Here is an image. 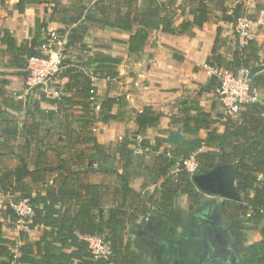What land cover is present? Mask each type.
Segmentation results:
<instances>
[{
  "label": "trees",
  "instance_id": "trees-1",
  "mask_svg": "<svg viewBox=\"0 0 264 264\" xmlns=\"http://www.w3.org/2000/svg\"><path fill=\"white\" fill-rule=\"evenodd\" d=\"M39 1L17 0L15 9L23 13L28 4ZM227 1L187 0L193 20L184 21L179 27L175 24L180 8L179 0H95L93 3L79 0L63 10V15L68 17H59L58 20L67 25L69 30L58 33L67 36L66 57L62 58L61 67L54 78L68 77L69 81L62 89L55 84L60 92L58 97L25 101L30 105L28 112L39 110L42 101L56 104L57 110L42 111L48 120H52L59 112H64L67 130L61 133L63 137L58 138L62 146L55 148L51 154L46 150H37L33 154L29 153V144L26 143V149L20 154L19 164L14 167L0 165V192L16 195L15 201L28 199L33 205L34 213L25 227L44 225L48 229L34 243L27 240L24 229L20 231L18 239H10L0 233V264L145 263L143 256L134 248L133 240L127 237L126 226L137 222L152 200L147 199L142 191L135 190L132 183L139 174L152 178L146 167L147 158L159 151L168 139L158 137L152 143L144 138L137 146V135H143L149 126L156 125L160 120L161 115L151 107L137 111V129L133 131L132 138L127 135L112 143L108 149L89 133L84 135L76 128L67 127L70 115L76 110L88 114L86 118L80 119L84 122V128L96 120L104 123L116 120L118 116L112 113L113 107L117 104L126 105L123 97H106L101 101L98 99L93 77L116 76L121 59L100 50L92 51L84 43L85 36L90 28L122 29L130 33L127 42L129 53L136 54L143 49L153 30L174 33L180 28L179 32L183 33L192 24L202 26L209 14L215 11L221 12L222 20L237 22L244 15V5L235 3L229 6ZM51 3L54 4L51 20H55L54 14H61L59 2L51 0ZM47 29V22L37 18L34 36L21 45L17 44L12 32L5 29L0 36V45L5 47L0 49V56L7 57L8 66L24 71L23 75L26 77L28 59L43 55L40 48ZM252 44L253 40L249 39L244 46L236 48L233 59L228 61L215 50L208 60L209 64L227 68L235 66L237 70L250 69L252 65L249 57L260 60L255 49L247 51L246 48ZM71 47H78L79 53L75 57L68 54L67 49ZM213 81L217 85L214 76ZM0 83V95H3L7 81L1 79ZM250 83L256 89L258 84L264 83V77L255 76ZM97 105L100 106L98 111ZM188 109L185 110V132L198 134L200 128H209L213 121L210 113L197 108V113L192 114V108ZM191 122L194 126L188 127L187 124ZM224 124L225 129L221 133L213 129L206 137H195L182 142L173 151L171 160L166 159L164 154L157 155L156 158H161V161L159 166L154 167L153 173L156 176L162 175L179 164L178 178L185 184L184 192L192 196L194 181L184 169V160L191 155H195L198 162L197 174L213 169L218 163L235 168L237 190L241 193V199L230 203V207L237 210V214L232 217L233 235L241 240L240 250L246 262L264 264V185L257 180L259 174L264 176L263 101L248 102L237 117L226 115ZM33 128L30 127L27 131L32 134ZM131 145L141 148L142 152L136 151ZM203 146L214 149L200 151ZM53 154L58 158L57 164L51 161ZM180 156L182 159L178 160ZM32 161L33 166L30 165ZM93 161L100 164V173L114 176L112 184L90 182L83 178L90 168L87 163ZM117 162L121 163L120 167H116ZM54 174L56 177L50 181ZM34 184H40L41 188L35 191ZM175 188L176 186L171 188L173 190L169 189V192H175ZM109 189L111 197L107 201ZM42 190L45 191L44 194ZM6 210L14 222L11 207L7 206ZM246 230H258L261 233L260 240L245 245L242 240ZM83 236L101 238L110 253L95 254ZM16 245L17 255L12 250Z\"/></svg>",
  "mask_w": 264,
  "mask_h": 264
},
{
  "label": "crops",
  "instance_id": "crops-1",
  "mask_svg": "<svg viewBox=\"0 0 264 264\" xmlns=\"http://www.w3.org/2000/svg\"><path fill=\"white\" fill-rule=\"evenodd\" d=\"M77 1L79 0H58L61 14H54L56 19L51 20L54 5L51 0H40L38 3L28 4L23 13L15 9L17 0H7L8 4H4L0 0V36L5 29H8L16 38L17 44L21 45L34 36L37 18L47 22L48 29L57 32L67 30L68 32L67 25L60 22L58 18L63 16L67 18L68 15H63V10ZM82 1L93 3L95 0ZM206 1L213 2L214 0ZM235 3H243L245 12L242 19L252 22L253 44L246 49L248 52L255 49L260 60H255L252 56L249 57L251 68L262 65L264 64V0H228L226 2L229 6ZM179 5V13L175 19L177 27L184 21L193 20V15L189 13L187 0H179ZM237 24L238 21L222 20L221 12L215 11L209 14L208 20L202 26L192 24L183 33L179 32L180 28L174 33L153 30L143 49L136 54L129 53L127 42L130 33L122 29L90 28L85 36L84 43L92 51L100 50L121 59V63L117 66L118 74L116 76L93 77L98 99L101 101L106 97H123L126 105L117 104L113 107L112 113L118 116L116 120L108 123L96 120L84 128V122L80 119L86 118L88 114L76 110L73 115H70V124L67 127L76 128L84 135L89 133L91 137L97 139L98 143L108 149L112 143L127 135L132 138L133 131L137 129L135 122L137 111L151 107L161 116L156 125L146 129L143 139H149L152 143L158 137L168 139L161 145L159 151L153 152L152 156L147 158L146 167L152 178L139 174L132 183L135 190L142 191L147 199L152 200L151 203L149 202L146 212L142 213L137 222L126 226L127 237L133 240L134 248L145 260L144 264H169V250H180L190 245L189 251L185 250L184 253L198 255L199 251L192 247L191 224L193 222L211 223L214 217L218 216L225 220L227 228L230 226L232 231V217L237 214V210L231 208L230 203L240 201L241 193L238 190H236L237 198L205 191L194 181L193 176L196 173L192 174L188 171L194 181V192L190 196L188 192H184L185 184L178 178L179 164L158 176L153 173V169L159 166L161 161V158H156L157 155L164 154L166 159L171 160L174 156L173 151L185 140L206 137L213 129H217L220 133L224 131L225 116L228 114L217 94V85L213 81V75L209 69L211 65L208 60L215 50L217 54H222L226 61L233 59V54L231 57H227L225 51L242 47L244 44V40L236 33ZM4 48L0 45V49ZM73 49H78V47ZM5 59L3 67L6 71L0 70V80L4 78L3 80L7 81L5 94L0 95V165L14 167L20 163V154L26 149V143L29 144V153L33 154L37 150H46L51 154L54 153L52 151L55 148L61 147L62 142L58 138L63 137L61 133L63 134L67 130L65 128L67 119L64 112L61 111L52 120H48L42 111L58 109L56 104L49 101H42L39 110L28 112L30 105L25 100L18 99L10 91L25 80L24 71L21 73L22 76L14 75L8 69L20 71L8 66V58ZM250 69L247 70L250 71ZM255 76L264 77V69L253 77ZM54 80L55 84L62 89L69 78H54ZM256 90L257 96L254 101L261 100L264 103V83L258 84ZM186 108H192L190 111L192 114L197 113V108H202L210 113L213 121L209 128H200L198 134L185 132L183 126L186 120ZM232 116L237 117L238 114ZM187 126L193 127L194 124L191 122ZM30 127H34L32 134L27 131ZM173 130H181L183 133V139L178 144H173L170 141V134ZM12 135L14 137H11ZM131 147L142 152V149L135 145H131ZM210 149L214 148L203 146L200 151ZM181 157L178 160L182 159ZM190 158L196 160L195 155H191L188 159ZM57 160L58 158L53 154L51 161L57 164ZM33 161L30 162L31 166L34 165ZM99 165L96 161L87 163L90 168L83 178L90 182L112 184L114 176L100 173ZM115 165L120 167L121 163L117 162ZM217 172L225 174L227 185L233 184L234 189L237 188L235 168L229 165L218 163L213 169L202 174ZM55 177L56 174L50 181ZM174 185L177 190L169 192V189L175 187ZM33 188L36 191L41 188V185L34 184ZM109 191V194L106 195L107 201L111 197V190L109 189ZM42 193L44 194L45 191L42 190ZM23 229L26 231L27 240L34 243L42 237L48 227L36 225ZM21 230L20 227L16 229L7 210L0 212V233L3 236L18 239ZM217 230L219 229L217 228ZM220 236L217 237L223 243L222 236ZM203 237L209 238L208 235H203ZM260 238L261 233L258 230H246L242 241L246 245L254 243ZM240 243L241 240H239Z\"/></svg>",
  "mask_w": 264,
  "mask_h": 264
},
{
  "label": "built area",
  "instance_id": "built-area-1",
  "mask_svg": "<svg viewBox=\"0 0 264 264\" xmlns=\"http://www.w3.org/2000/svg\"><path fill=\"white\" fill-rule=\"evenodd\" d=\"M236 33L244 40V44H246L249 39L253 38L252 22L240 18L236 26ZM66 44V35H60L53 29H47L44 42L40 48L43 55L31 56L28 59L26 68L27 76L24 80L26 90H20L15 93L18 99L26 101L41 99V97H58L60 95L59 89L53 82L55 74L61 67V60L63 58L61 49H64ZM209 69L217 80V94L227 114L237 115L245 104L256 98L257 90L251 87L248 71L239 75L227 67L209 66ZM99 108L100 106L97 105L96 109ZM142 140L143 135H137L135 138L137 146ZM184 163L185 170L192 174L196 173L198 163L195 159L190 158L184 160ZM257 180L258 183L264 185L263 174H259ZM3 197H5V194L0 193V203L3 202ZM7 206L11 207L15 216L14 223L19 227L26 226V223L31 220L34 213L33 205L28 199L11 200ZM83 238L88 241L90 248L95 254L107 255L110 253V249L102 243L101 238L97 236H83ZM18 245L12 249L16 255ZM12 264L16 263L13 262Z\"/></svg>",
  "mask_w": 264,
  "mask_h": 264
},
{
  "label": "flooded vegetation",
  "instance_id": "flooded-vegetation-1",
  "mask_svg": "<svg viewBox=\"0 0 264 264\" xmlns=\"http://www.w3.org/2000/svg\"><path fill=\"white\" fill-rule=\"evenodd\" d=\"M191 233L192 247L197 249L199 254L194 256L189 255V252L187 255L184 253L185 250L189 251L191 245L180 250L171 249L169 250V264H249L241 253L238 238L233 236L230 226L227 228L223 218L214 217L211 223L193 222ZM203 235H208L209 238L206 239ZM220 235L223 243L220 242V238L218 239Z\"/></svg>",
  "mask_w": 264,
  "mask_h": 264
},
{
  "label": "water",
  "instance_id": "water-1",
  "mask_svg": "<svg viewBox=\"0 0 264 264\" xmlns=\"http://www.w3.org/2000/svg\"><path fill=\"white\" fill-rule=\"evenodd\" d=\"M264 69V64L256 65L252 67L248 73V78L251 79L257 72ZM183 139V133L181 130H173L170 134V141L173 144H178ZM225 174L220 173H206V174H195L193 176L194 181L197 185L205 190L214 194L222 195L229 198H237L236 190L233 184L227 185Z\"/></svg>",
  "mask_w": 264,
  "mask_h": 264
},
{
  "label": "rangeland",
  "instance_id": "rangeland-1",
  "mask_svg": "<svg viewBox=\"0 0 264 264\" xmlns=\"http://www.w3.org/2000/svg\"><path fill=\"white\" fill-rule=\"evenodd\" d=\"M7 0H2V3H4V4H8L7 2H6ZM234 50L235 49H227L226 51H225V55L227 56V57H231V55L233 54V52H234ZM67 51L69 52L68 54L69 55H72V56H76L79 52H78V50L77 49H73V47H71V48H69V49H67ZM61 53L63 54V57H66V49H65V47H64V49H61ZM82 53V52H81ZM80 53V54H81ZM82 55H85V53H82ZM68 57V56H67ZM5 61H6V59L5 58H2L1 56H0V66H1V69L0 70H2V71H6L5 70V68L3 67L4 66V64H5ZM231 71H233V72H235V73H237V74H243V73H245V71H248L249 72V70H246V69H243L244 70V72H243V70H237L236 68H235V66H229L228 67ZM8 71H11L14 75H16V76H22V72L20 71V72H17V71H15V70H11V69H8ZM1 79H4V78H1ZM14 80H15V78H13ZM16 79H18V78H16ZM14 80H12V81H14ZM54 85H55V80H54ZM11 89V88H10ZM24 89H25V86H24V81L20 84V85H18V86H15L14 88H12L10 91H12L14 94L15 93H17V92H19L20 90H22V91H24ZM26 90V89H25ZM25 93H26V91H25ZM13 94V95H14ZM6 158H8V157H6ZM11 163V162H10ZM11 165V164H10ZM1 193V192H0ZM15 197H16V195H7V194H5V197H3L2 198V200H3V202H1L0 203V212H2V211H5L6 210V208H7V204L12 200V201H15ZM13 224L15 225V227H16V229H18L19 228V226H17L14 222H13ZM25 227V225H23V226H20V228L21 229H23Z\"/></svg>",
  "mask_w": 264,
  "mask_h": 264
}]
</instances>
